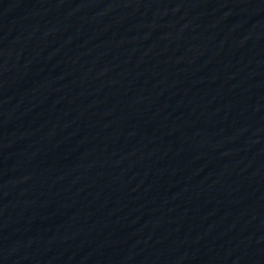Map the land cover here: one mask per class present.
I'll return each mask as SVG.
<instances>
[{"label":"water","instance_id":"water-1","mask_svg":"<svg viewBox=\"0 0 264 264\" xmlns=\"http://www.w3.org/2000/svg\"><path fill=\"white\" fill-rule=\"evenodd\" d=\"M233 0H0V89Z\"/></svg>","mask_w":264,"mask_h":264}]
</instances>
